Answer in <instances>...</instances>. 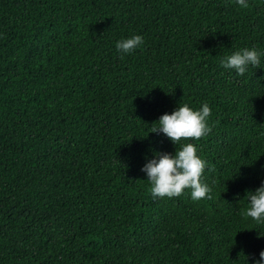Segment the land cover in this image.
<instances>
[{"label": "trees", "instance_id": "16d2710c", "mask_svg": "<svg viewBox=\"0 0 264 264\" xmlns=\"http://www.w3.org/2000/svg\"><path fill=\"white\" fill-rule=\"evenodd\" d=\"M140 34L122 55L115 41ZM264 0H0V264H252L264 223ZM211 108L192 142L212 198L156 197L140 171L174 153L153 123Z\"/></svg>", "mask_w": 264, "mask_h": 264}, {"label": "clouds", "instance_id": "9594fccd", "mask_svg": "<svg viewBox=\"0 0 264 264\" xmlns=\"http://www.w3.org/2000/svg\"><path fill=\"white\" fill-rule=\"evenodd\" d=\"M241 7L248 6V0H235ZM144 42L140 34H133L115 41L116 50L122 55L131 54ZM264 51L255 47H243L226 54L220 60V65L226 70H232L236 76H243L250 66L260 64ZM211 108L207 102H202L199 108L190 107L188 103L178 104L171 113H164L154 122L152 133H162L175 147L174 153L153 151L152 158L146 162L140 171L146 176L151 195L156 197H176L189 190L193 201L212 198V187L203 179L207 161L198 155V147L191 140H198L211 131L208 119ZM264 167V166H262ZM244 199L248 207L245 215L257 223H264V180L253 192L247 191ZM264 233L258 232V237ZM246 264L248 259L246 258ZM252 264H264V250L259 253V259L253 258Z\"/></svg>", "mask_w": 264, "mask_h": 264}]
</instances>
